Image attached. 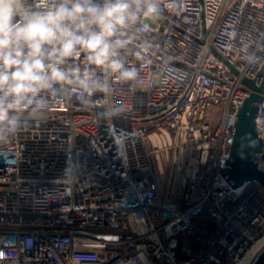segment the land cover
Instances as JSON below:
<instances>
[{"label": "built area", "instance_id": "1", "mask_svg": "<svg viewBox=\"0 0 264 264\" xmlns=\"http://www.w3.org/2000/svg\"><path fill=\"white\" fill-rule=\"evenodd\" d=\"M161 2L123 52L142 85L97 69L107 91H46L0 142V264H238L264 236V188L220 173L264 0ZM256 126L264 144V97Z\"/></svg>", "mask_w": 264, "mask_h": 264}, {"label": "clouds", "instance_id": "2", "mask_svg": "<svg viewBox=\"0 0 264 264\" xmlns=\"http://www.w3.org/2000/svg\"><path fill=\"white\" fill-rule=\"evenodd\" d=\"M164 11L161 0H0V142L18 132L22 110L44 115L46 91H107L97 69L142 85L123 52Z\"/></svg>", "mask_w": 264, "mask_h": 264}, {"label": "water", "instance_id": "3", "mask_svg": "<svg viewBox=\"0 0 264 264\" xmlns=\"http://www.w3.org/2000/svg\"><path fill=\"white\" fill-rule=\"evenodd\" d=\"M219 58L224 60L222 56ZM231 69L236 73L234 68ZM243 82L250 93L238 109L230 157L220 173L233 189L251 182H258L264 188V173L257 163V155L263 151L264 144L256 126L259 104L264 97V65L256 79H244ZM251 264H264V247Z\"/></svg>", "mask_w": 264, "mask_h": 264}, {"label": "bare ground", "instance_id": "4", "mask_svg": "<svg viewBox=\"0 0 264 264\" xmlns=\"http://www.w3.org/2000/svg\"><path fill=\"white\" fill-rule=\"evenodd\" d=\"M264 247V236L256 241L240 259L238 264H251L256 255L261 252Z\"/></svg>", "mask_w": 264, "mask_h": 264}]
</instances>
